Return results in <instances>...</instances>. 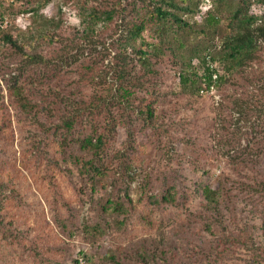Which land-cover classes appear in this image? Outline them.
Segmentation results:
<instances>
[{"label":"rangeland","instance_id":"rangeland-1","mask_svg":"<svg viewBox=\"0 0 264 264\" xmlns=\"http://www.w3.org/2000/svg\"><path fill=\"white\" fill-rule=\"evenodd\" d=\"M19 2L12 11L3 12L0 6V16L7 18L6 29L13 35L28 27L22 31L26 53L36 48L37 53L50 57L59 48L41 38L52 28L46 21L60 28L57 38L74 40L73 63L63 66L48 88L79 101L104 96L113 78L108 70L113 53L99 45L82 49L86 42L79 39V20L72 9L59 8L62 0H51L42 12L45 19L36 20L22 12L27 5ZM97 29L99 35L94 39L105 38L107 46L110 29L104 28L102 33ZM258 56L245 73L252 72L247 75L253 82L262 74L260 68L264 69V45ZM189 57L186 54V60ZM20 62L8 54L0 58V264H72L80 250L94 255L97 250L108 251L122 261L123 254L132 257L145 241L156 245L159 238L163 239L166 263L264 264V239L259 237L264 202L245 194L258 171L238 164L219 140L223 119L232 123L238 117L229 109L219 114L215 96L196 98L183 90L176 78L175 60L166 57L157 62L156 114L166 127L164 132L150 130L122 106H98L96 110L93 106L79 116L68 137L61 126L73 115V108L43 104L48 100L39 99L45 88L37 76L40 71L34 75ZM93 72L95 80L87 75ZM13 82L32 108L19 106L10 91ZM226 90L217 92L220 99L231 94V87ZM109 124H114L115 133L106 145L107 177L97 183L81 166L89 154L79 149V140L104 133ZM246 125V130L251 131V125L255 130L250 139L264 134V122L250 118ZM121 157L124 165L118 161ZM201 184L223 189L224 208L218 219L222 229L207 224L210 214L205 212ZM167 189L175 193L176 202L156 203ZM107 197L119 200L122 206L117 218L102 221L100 205ZM116 219L123 222L120 227ZM93 224L100 225L99 232L86 233L85 227ZM227 231L244 233L249 246L220 241V233ZM70 232H74L72 237ZM208 249L211 255L204 260L199 252Z\"/></svg>","mask_w":264,"mask_h":264},{"label":"trees","instance_id":"trees-1","mask_svg":"<svg viewBox=\"0 0 264 264\" xmlns=\"http://www.w3.org/2000/svg\"><path fill=\"white\" fill-rule=\"evenodd\" d=\"M22 1L27 5L22 10L23 13H30L35 20L45 19V13L42 12L50 5L51 0ZM17 2L18 0L12 3L7 1L6 4L4 0H0L1 10L12 11ZM62 6L76 13L79 20V39L86 42L82 49H95L99 45L106 52L113 53L111 58L107 54L110 58L108 70L113 78L111 84L106 86L107 93L104 96L92 95L95 99L86 102L48 88L62 72V67L73 63L71 52L76 47L73 39H64L61 34L57 38L60 28L53 21H46L47 25L51 23L52 28L46 35L41 36L46 44L59 46L58 49H53L50 57L37 53L36 48L31 53L25 52L26 42L22 40L25 34L22 31H27L28 27L24 26L16 35L6 28L0 29V58L8 54L11 60L21 59L20 63L29 67L33 74L40 71L37 76L45 88L38 98L48 100L43 104L62 103L73 108V115L67 117L61 126L67 137L79 116L93 106H96L95 110L99 109L98 106H122L123 110L135 114L150 130L164 132L166 127L163 128L164 124L156 114V105L159 102V94L155 91L159 79L157 62L170 57L175 60L178 68L176 78L183 90L196 98L202 95L215 96L219 114L229 109L237 115L236 122L229 123L226 118L223 119L219 128V140L226 147L227 155L238 164L250 165L251 170L258 171L253 184L247 186L245 194L251 193L248 198L256 197L264 202V134L259 137L255 134L250 139L255 130L252 125L249 128L251 131L246 130V123L250 118L264 122V69L260 68L262 74L255 78V82L247 75L252 72L245 74L259 60L258 55L264 45V0H62L59 8ZM97 28L101 33L104 28L110 29L107 46L105 38H99V41L94 39L99 35ZM113 34L117 35L111 38ZM65 41L67 44L63 45ZM186 54L190 55L188 60L185 58ZM86 68L89 69L87 66ZM93 74L94 72L87 75L95 80L97 74ZM252 75L255 76L254 73ZM238 78H241L240 83H237ZM229 87L232 88L231 94H225L220 99L221 95L218 96L217 92L229 91L226 90ZM21 90L16 87L15 82L12 83L10 91L19 106L32 108L33 105L27 102V96ZM1 98L0 96V100ZM107 126L104 133L79 140V149L89 154V158L81 166L90 175V180L97 183L107 177V169L104 167L106 145L115 133L114 124ZM118 161L123 163L122 157ZM170 191H163L160 198L155 199L156 203L174 204L175 193ZM222 191L220 187L199 185L200 195L205 202V212L210 214L207 224L220 229L223 224L218 219H222L220 212L224 208ZM2 195L0 184V197ZM121 206L122 202L119 200L107 197L106 202L100 205L102 221L110 216L117 218ZM115 223L117 227L123 224L117 219ZM99 226L88 225L85 232H99ZM259 226V237L264 239V212ZM73 235L74 232H70V237ZM219 237L222 242L249 246L244 233L233 235L227 231L220 233ZM162 241L159 238L156 245L145 241L132 257L123 254L122 261L108 251L97 250L94 255L80 250L71 263L163 264L166 258ZM150 245L155 246L151 248ZM199 253L204 260L211 255L209 249ZM169 262L174 264L172 260H167Z\"/></svg>","mask_w":264,"mask_h":264},{"label":"built area","instance_id":"built-area-1","mask_svg":"<svg viewBox=\"0 0 264 264\" xmlns=\"http://www.w3.org/2000/svg\"><path fill=\"white\" fill-rule=\"evenodd\" d=\"M8 25V20L4 16H0V29L6 28Z\"/></svg>","mask_w":264,"mask_h":264}]
</instances>
